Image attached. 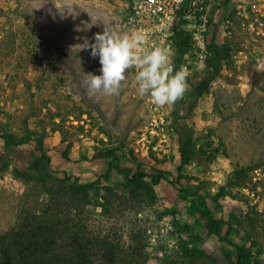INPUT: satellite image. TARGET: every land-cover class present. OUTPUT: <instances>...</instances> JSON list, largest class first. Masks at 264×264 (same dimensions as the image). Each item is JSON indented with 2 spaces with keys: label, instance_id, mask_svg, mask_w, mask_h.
<instances>
[{
  "label": "rangeland",
  "instance_id": "374dc122",
  "mask_svg": "<svg viewBox=\"0 0 264 264\" xmlns=\"http://www.w3.org/2000/svg\"><path fill=\"white\" fill-rule=\"evenodd\" d=\"M129 6L0 0V233L14 229L22 212L46 211L63 197L65 217L80 214L122 254L133 251L131 264H237L238 246L250 251L251 264H264V0L210 2L205 39L223 54L221 71L200 93L212 59L195 71L176 54L174 71L187 65L188 88L158 109L138 94L135 69L119 95L87 87V74H100L101 65L79 44L105 25L126 33ZM91 18L96 23L84 28ZM181 24L189 34L193 25ZM180 134L191 142L185 164ZM40 143L49 164L40 161ZM101 150L115 157H96ZM137 167L166 178L151 193L131 194L125 172ZM67 174L65 184L75 176L101 184L75 197L53 187ZM209 215L224 221L219 234Z\"/></svg>",
  "mask_w": 264,
  "mask_h": 264
},
{
  "label": "trees",
  "instance_id": "16d2710c",
  "mask_svg": "<svg viewBox=\"0 0 264 264\" xmlns=\"http://www.w3.org/2000/svg\"><path fill=\"white\" fill-rule=\"evenodd\" d=\"M178 40L177 54L181 56L188 51L187 40L189 39L180 35ZM211 49H214V55L209 59H212L209 62L212 68L207 70L205 76L198 82L200 93H204L208 89L209 84L222 68L223 54L213 44H211ZM6 141L16 142L14 136L7 137ZM190 146L191 142L180 134L179 151L183 164L189 162L191 158ZM39 150L42 153L40 161L49 164L51 159L45 153L41 143ZM64 156L67 157L66 154ZM96 157H115V152L101 150L96 154ZM111 167L110 164L104 174L106 179H109ZM37 170L41 178L40 181L49 193L52 190L47 183V179H52L50 170L47 171L45 167ZM125 173L127 187L131 194L151 193L154 191L153 185L166 178L162 171L148 174L140 167L129 168ZM148 177H150V181L147 179ZM67 179H71L68 174L65 179L60 180L53 187L56 190L65 188L75 197H87L92 189L101 184L100 178L92 182L81 183L75 176L72 182L69 181L65 184ZM102 187L104 188V186ZM49 204L51 208L46 211L22 212L14 229L0 233V264H131L127 257L133 255V251L122 254L120 248H116L110 240L104 238L102 232L90 229L88 224L79 218L80 214L72 216L67 214L65 217L60 208L70 207V205L63 200V197L52 199ZM80 211H83V207ZM223 222L211 215L208 216V226L211 232L219 234ZM225 239H227L226 236ZM192 250L200 252L197 248ZM237 251V264H251L250 251L247 248L238 246Z\"/></svg>",
  "mask_w": 264,
  "mask_h": 264
},
{
  "label": "clouds",
  "instance_id": "9594fccd",
  "mask_svg": "<svg viewBox=\"0 0 264 264\" xmlns=\"http://www.w3.org/2000/svg\"><path fill=\"white\" fill-rule=\"evenodd\" d=\"M95 23L91 18L84 28ZM79 45L80 50L90 49V55L98 57L101 65L100 74H87V87L92 94L119 95L129 69H136L138 94L150 97L158 107L175 103L188 88L190 73L184 68L174 71L168 50L148 47L139 31L121 34L105 25L103 31L95 33L92 42L85 38Z\"/></svg>",
  "mask_w": 264,
  "mask_h": 264
},
{
  "label": "built area",
  "instance_id": "2783aa9c",
  "mask_svg": "<svg viewBox=\"0 0 264 264\" xmlns=\"http://www.w3.org/2000/svg\"><path fill=\"white\" fill-rule=\"evenodd\" d=\"M9 1V0H8ZM213 0H130L125 29L126 33L139 31L144 34L148 47H161L170 54L174 66L177 42L180 35L190 41L185 58H190L193 69L201 70L202 65L214 55V49L205 39L208 23V9ZM255 11H261L256 1L251 2ZM189 23L193 28L189 34L181 32L182 24ZM184 26V25H183ZM185 69L187 65H184ZM136 72V69H135ZM151 102V108L158 109Z\"/></svg>",
  "mask_w": 264,
  "mask_h": 264
},
{
  "label": "crops",
  "instance_id": "0c3cea01",
  "mask_svg": "<svg viewBox=\"0 0 264 264\" xmlns=\"http://www.w3.org/2000/svg\"><path fill=\"white\" fill-rule=\"evenodd\" d=\"M89 41V40H88ZM89 42H92V40H90Z\"/></svg>",
  "mask_w": 264,
  "mask_h": 264
}]
</instances>
